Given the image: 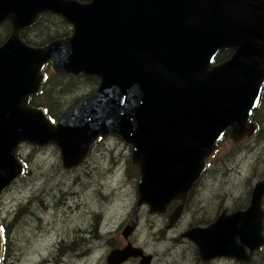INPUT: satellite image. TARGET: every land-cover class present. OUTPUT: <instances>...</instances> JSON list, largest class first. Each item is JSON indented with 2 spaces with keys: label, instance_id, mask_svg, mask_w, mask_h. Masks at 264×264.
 Listing matches in <instances>:
<instances>
[{
  "label": "water",
  "instance_id": "95a60500",
  "mask_svg": "<svg viewBox=\"0 0 264 264\" xmlns=\"http://www.w3.org/2000/svg\"><path fill=\"white\" fill-rule=\"evenodd\" d=\"M43 15L63 18L72 34L43 46L21 33ZM11 33L0 45V197L27 167L24 145L58 148L65 169L82 165L100 139L115 137L139 168L137 207L168 215L171 230L208 161L228 136L253 138L252 121L264 87V0H0V28ZM230 59L214 63L220 51ZM50 65L56 75L97 77L100 84L73 110L53 122L31 104ZM264 179L245 210H224L208 227L186 230L200 258L249 263L264 246ZM135 213L123 230L136 231ZM5 241L0 224V264ZM153 256L128 243L108 264Z\"/></svg>",
  "mask_w": 264,
  "mask_h": 264
},
{
  "label": "rangeland",
  "instance_id": "374dc122",
  "mask_svg": "<svg viewBox=\"0 0 264 264\" xmlns=\"http://www.w3.org/2000/svg\"><path fill=\"white\" fill-rule=\"evenodd\" d=\"M88 91L85 84L69 93L59 90L58 100L73 107ZM18 154L27 160L28 173L0 197V217L13 223L5 264H108L109 254L128 243L147 250L153 264H198L196 246L181 238L186 227L234 211L240 200L247 202L245 191L264 176V142L253 137L235 143L226 137L189 198L185 215L167 231L165 215L151 213L147 205L137 207L140 178L127 167L131 150L122 140L105 138L73 169L64 168L55 146L25 144ZM135 213L138 227L125 240L122 232ZM132 259L125 264H138ZM231 260L216 264H236Z\"/></svg>",
  "mask_w": 264,
  "mask_h": 264
},
{
  "label": "trees",
  "instance_id": "16d2710c",
  "mask_svg": "<svg viewBox=\"0 0 264 264\" xmlns=\"http://www.w3.org/2000/svg\"><path fill=\"white\" fill-rule=\"evenodd\" d=\"M82 2H89L90 0H79ZM11 33V25L10 23H5L1 26L0 29V44H2L6 39L9 37ZM72 33V27L61 17H57L54 15H43L39 18L37 23L30 29L23 31L21 36L24 41H26L28 44L33 46H43L47 43H50L56 39L65 37ZM231 51H221L216 59L215 62H220L222 60L227 59L230 57ZM46 73V80L42 86L41 92L32 98L31 103L36 106L40 107L46 110L47 115L50 118L56 119L61 113L73 109V107L66 108L64 104H62L58 99L60 92L59 90H63L66 93H69L71 90H75L78 86L86 85L88 88H91V91H88L86 95H84L82 98H85L89 95H91L99 86L100 79L97 77H78L73 75H54L50 73V68L46 67L45 69ZM78 98L76 100V103L82 99ZM252 120L257 124L258 130L255 136L256 140H259V143L264 142V88L262 90L261 94V100L258 105V108L253 113ZM226 138H224L221 143ZM19 158L28 165V162L26 159H24L20 154L18 155ZM210 160L208 171L206 172L205 176L210 171V166L212 165ZM127 167L130 170L137 171L136 177L140 178V173L138 172V169L132 166L131 162L128 161ZM132 172V171H131ZM28 173V171H27ZM26 173V174H27ZM241 204L235 209L239 210L240 208L245 209L247 205L249 204V197L247 198V202L241 201ZM27 207L21 208L19 211V214L16 220H18L22 214V211H26ZM218 214V213H217ZM212 220V219H210ZM198 224H205L209 222V220L203 219L199 221ZM0 224L2 226V230L4 233V241H5V251H4V258L3 263L5 264L9 257L10 252V235L12 231V225L13 223L11 221L6 222L4 219L0 217ZM63 245V244H62ZM67 249L70 248L69 246L65 245Z\"/></svg>",
  "mask_w": 264,
  "mask_h": 264
},
{
  "label": "flooded vegetation",
  "instance_id": "af4514ba",
  "mask_svg": "<svg viewBox=\"0 0 264 264\" xmlns=\"http://www.w3.org/2000/svg\"><path fill=\"white\" fill-rule=\"evenodd\" d=\"M205 178V176L196 184V186L194 187V189L192 190V192H191V195H190V201H191V198H192V194H194V191H195V189L197 188V187H199V185L201 184V181L203 180ZM264 179V176H262L260 179H257V181H256V183L258 182V181H261V180H263ZM255 183V184H256ZM253 189H254V187L253 188H250V189H248L247 191H245V195L247 196V198L249 197V204H250V200H251V196H252V192H253ZM249 204L247 205V207L249 206ZM179 204L178 203H174L170 208H169V214L170 213H172L174 210H175V208L178 206ZM246 207V208H247ZM262 207L264 208V199H263V204H262ZM245 208V209H246ZM239 210H244V209H242V208H240ZM236 211H238V210H236ZM235 210L234 211H230L229 213H233V212H236ZM222 213V211L221 212H219L218 214H216L213 218H212V220H209V222H207V223H205V224H198V225H193L194 223H191V227L188 225V227H186V230H189V229H191V228H195V227H208V226H210L212 223H214L215 222V220L218 218V216L220 215ZM168 214V215H169ZM185 215V214H184ZM165 217H166V220L167 221H169V218H168V216L167 215H165ZM183 218V217H182ZM181 221V220H180ZM179 221V222H180ZM178 222V223H179ZM178 223L176 224V225H178ZM185 230V231H186ZM184 231V232H185ZM177 239V237H175V238H172V240H176ZM180 240V239H179ZM133 244V243H132ZM134 245V244H133ZM193 247V246H192ZM193 250H194V253H195V258H196V261H197V263L198 264H216V263H218V262H221V261H225L227 258H219V259H215V260H212V261H210V262H205V261H203L201 258H200V256H199V253H198V250H197V248L196 247H193ZM144 251H145V253L148 255V254H150L147 250H145L144 249ZM132 260H137L138 261V264H140V261H141V259L140 258H136V259H132ZM259 260H261V264H264V246L260 249V250H258V251H256L255 253H254V255H253V258H252V261L251 262H249V263H243V262H239V261H236V260H234V259H232L231 261H233V262H235L236 264H259L258 262H259Z\"/></svg>",
  "mask_w": 264,
  "mask_h": 264
}]
</instances>
